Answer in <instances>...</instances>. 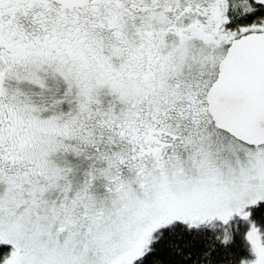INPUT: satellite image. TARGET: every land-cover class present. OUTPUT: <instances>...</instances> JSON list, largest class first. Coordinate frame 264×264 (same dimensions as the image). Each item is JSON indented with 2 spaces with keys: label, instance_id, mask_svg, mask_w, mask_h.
<instances>
[{
  "label": "snow or ice",
  "instance_id": "snow-or-ice-1",
  "mask_svg": "<svg viewBox=\"0 0 264 264\" xmlns=\"http://www.w3.org/2000/svg\"><path fill=\"white\" fill-rule=\"evenodd\" d=\"M0 264H264V0H0Z\"/></svg>",
  "mask_w": 264,
  "mask_h": 264
}]
</instances>
